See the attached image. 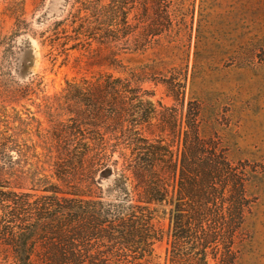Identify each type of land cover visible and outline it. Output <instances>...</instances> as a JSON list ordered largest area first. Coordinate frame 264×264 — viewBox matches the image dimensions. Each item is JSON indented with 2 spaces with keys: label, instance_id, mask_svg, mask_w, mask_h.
I'll return each mask as SVG.
<instances>
[{
  "label": "rangeland",
  "instance_id": "rangeland-1",
  "mask_svg": "<svg viewBox=\"0 0 264 264\" xmlns=\"http://www.w3.org/2000/svg\"><path fill=\"white\" fill-rule=\"evenodd\" d=\"M153 1L0 0V159L15 162L20 194L39 196L55 187L59 198L77 191L99 197L108 180L126 177L136 201L143 186L133 173L128 113L139 99L148 101L155 114L137 131L169 152L157 166L168 198L152 205L153 225L163 235L154 259L166 264L170 203L179 191L189 111L199 103L203 136L247 175L250 206L234 248L237 264H264V65L258 58L264 0ZM108 77L122 85L116 97L101 95V123L90 125L83 109L81 135L91 146L83 170L72 149L78 134L60 132L73 118L56 97L64 96L67 81ZM35 80L42 83L29 84ZM100 175L105 187L88 188V178ZM8 260L0 250V264Z\"/></svg>",
  "mask_w": 264,
  "mask_h": 264
},
{
  "label": "trees",
  "instance_id": "trees-1",
  "mask_svg": "<svg viewBox=\"0 0 264 264\" xmlns=\"http://www.w3.org/2000/svg\"><path fill=\"white\" fill-rule=\"evenodd\" d=\"M94 12L97 16L96 8ZM117 15L116 8L112 17L116 20ZM156 20L159 21L158 17ZM160 25V21L155 23L156 28ZM155 32L151 30V36H156ZM258 58L264 65V47ZM111 79H115L114 82ZM105 80L100 96L86 97L84 102L90 111V125L101 123L104 112L101 95L110 91L116 97L117 87L122 85L114 77ZM92 100H96L95 104H86ZM192 107L179 191L170 203L166 264H211L212 261L237 264L238 253L234 248L250 206L247 175L244 170H235L224 151L203 136L202 105L196 103L195 108ZM154 114V106L142 99L136 101L128 113L131 128L127 134L135 156L133 173L143 186V193L136 201L126 177L108 180L104 196L77 191L70 194L72 197L59 198L58 189L51 187L41 189L43 195H35L37 200L31 201L35 196L20 194V188L15 186V162L9 157L0 159V230L5 238L0 250L2 255L7 254V264H157L155 246L163 235L153 225L152 205L166 202L168 198L166 182L160 179L157 166L167 162L161 156L169 152L164 146L151 144L137 131L138 125ZM87 116L85 113L83 127L75 124L65 132L64 125L60 131L67 135L78 134L80 141L72 149L77 150L76 159L83 170L86 153L91 148L85 143V134L81 135ZM112 170V167L107 168L109 174ZM103 179L102 175L98 179L88 178V188H104Z\"/></svg>",
  "mask_w": 264,
  "mask_h": 264
},
{
  "label": "flooded vegetation",
  "instance_id": "flooded-vegetation-1",
  "mask_svg": "<svg viewBox=\"0 0 264 264\" xmlns=\"http://www.w3.org/2000/svg\"><path fill=\"white\" fill-rule=\"evenodd\" d=\"M97 16H99V10L97 12ZM115 79H111V82H114ZM107 80H89V79H82L79 81H67V89L65 90L64 96L56 97L57 99H63L65 101L66 105V113L67 115L72 116L73 120L69 121L70 125L67 126L68 124H65V132L68 130L70 126H74L75 124H80L84 125V116H85V110H83L85 107V100L86 97L92 98L94 96L99 97L100 96V91H101V84L106 83ZM42 81H32L29 84L31 85H40ZM86 92H89L87 94ZM93 92H95L93 94ZM21 95V94H20ZM23 97V95H21ZM63 105V104H62ZM61 105V106H62ZM59 107V106H58ZM68 122V121H67ZM64 125H62L63 127ZM61 127V128H62ZM55 130H58V128H55ZM72 132H75L72 131Z\"/></svg>",
  "mask_w": 264,
  "mask_h": 264
}]
</instances>
